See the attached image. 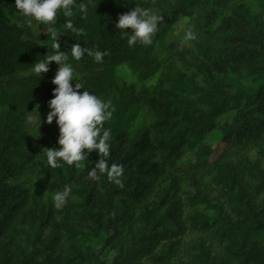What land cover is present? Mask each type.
<instances>
[{
  "label": "trees",
  "instance_id": "16d2710c",
  "mask_svg": "<svg viewBox=\"0 0 264 264\" xmlns=\"http://www.w3.org/2000/svg\"><path fill=\"white\" fill-rule=\"evenodd\" d=\"M14 2L0 0V264H264V0H141L164 17L147 46L115 27L134 0H95L86 17L77 0L72 17L37 23V38ZM53 30L69 54L107 52L72 62L114 108L110 153L57 168L44 148L59 147L46 122L58 65L33 72Z\"/></svg>",
  "mask_w": 264,
  "mask_h": 264
},
{
  "label": "clouds",
  "instance_id": "9594fccd",
  "mask_svg": "<svg viewBox=\"0 0 264 264\" xmlns=\"http://www.w3.org/2000/svg\"><path fill=\"white\" fill-rule=\"evenodd\" d=\"M134 2L135 7L118 16L115 27L128 36L129 44L139 41L146 46L151 45L153 36L159 30L164 17L158 11L144 7L141 0H134ZM14 4L29 25L38 22L50 26L61 12L64 17H72L74 8L77 7V0H15ZM90 5L97 6L95 0H86V2L81 0L78 4V9L83 16L88 15ZM64 27L78 36L85 32L83 27L75 26L71 19L65 20ZM52 36L55 38V43L52 45L54 50L47 52L35 63L33 72L41 78L42 73L49 71L50 62L58 65L51 81L56 87L53 88L52 98L48 101L50 110L46 114V122L51 123L55 118L59 127V147L44 148L47 164L57 168L65 163L72 165L86 161L88 154L92 151L104 155L110 153L111 129L104 127V124L111 119L114 108L110 100L106 101L85 89L82 82H76L77 74L72 62L79 61L87 54L96 62L102 63L107 52L99 49L93 51L81 46V43H74L69 54L61 50L55 30L52 31ZM183 39L185 42L194 41L197 39V34L191 27H186ZM81 89L83 91H80ZM27 119L29 123H36L39 129L40 115L38 121L32 115H29ZM97 167L107 170L109 164L101 159ZM111 168L110 177L116 183H120L118 177L123 174V165L112 164ZM91 175L95 177L96 171L93 170ZM71 194L70 184H66L63 190L54 192L52 196L54 206L62 209Z\"/></svg>",
  "mask_w": 264,
  "mask_h": 264
},
{
  "label": "rangeland",
  "instance_id": "374dc122",
  "mask_svg": "<svg viewBox=\"0 0 264 264\" xmlns=\"http://www.w3.org/2000/svg\"><path fill=\"white\" fill-rule=\"evenodd\" d=\"M24 22L25 24L27 25L28 28L31 29V31L33 32L34 36L37 38L38 37V28H37V23L38 22H34L32 25H29L27 22H26V19L24 18ZM51 72H54L52 71L50 68H49V71L46 72V73H51ZM56 72V71H55ZM54 72V73H55ZM34 123H29V121H27V127H32ZM224 147V143L223 142H214V153L212 155V158H215L219 155V153L222 151Z\"/></svg>",
  "mask_w": 264,
  "mask_h": 264
}]
</instances>
